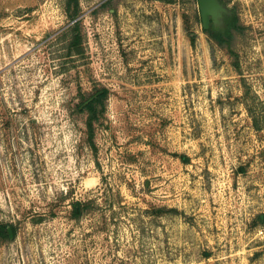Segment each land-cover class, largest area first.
Instances as JSON below:
<instances>
[{"label":"rangeland","instance_id":"rangeland-1","mask_svg":"<svg viewBox=\"0 0 264 264\" xmlns=\"http://www.w3.org/2000/svg\"><path fill=\"white\" fill-rule=\"evenodd\" d=\"M220 1L242 75L195 0H79L70 56L68 0H0V264H264V0Z\"/></svg>","mask_w":264,"mask_h":264},{"label":"trees","instance_id":"trees-1","mask_svg":"<svg viewBox=\"0 0 264 264\" xmlns=\"http://www.w3.org/2000/svg\"><path fill=\"white\" fill-rule=\"evenodd\" d=\"M160 2H165L168 4H174L178 0H155ZM198 3V0H195ZM222 2V1H221ZM106 5V4H104ZM199 5V3H198ZM66 13L67 17L73 23L71 26V40L68 44L69 56L74 52L75 54H80L83 52V36L81 33V20L79 19L81 16V8L79 0H68L66 5ZM186 29L189 33L190 40L192 46L196 45L197 36L195 32L191 31L188 27L187 17H184ZM201 20V17H200ZM202 22V20H201ZM227 28L225 30H219L212 26L208 30L203 29V32L208 36L209 40L218 46L221 49L226 50L227 54L231 59V64L239 75H242V68L240 64V55L238 50L236 49V38L238 35L244 33V26L239 23L238 17L236 13L233 12L232 16H229L227 19ZM243 79V78H242ZM244 86V96L243 99L245 101L247 110L249 112L250 117L252 118L253 125L257 130L264 129V114L262 118H259L255 112V108L253 106V98L250 96V88L247 82L243 79ZM107 98V91L105 89L98 90L94 95L89 97L82 98L80 104L78 105L79 112H86L87 119L85 122L87 128V142L93 148L96 149V145L94 142L95 137V124L100 121L101 116L105 112V100ZM183 161H187L185 157H183ZM75 202L73 203L72 215L73 218L78 220L80 219L86 212L90 211V205ZM175 210L172 208L160 207L154 210V213L159 216H165L167 214L174 213ZM261 219V217H259ZM9 225L0 224V240L2 241H11L9 231ZM10 228L13 232V237L17 236V227L14 225H10Z\"/></svg>","mask_w":264,"mask_h":264},{"label":"water","instance_id":"water-1","mask_svg":"<svg viewBox=\"0 0 264 264\" xmlns=\"http://www.w3.org/2000/svg\"><path fill=\"white\" fill-rule=\"evenodd\" d=\"M202 27L205 30L210 28L212 24L214 27H219L223 22L225 14H230L231 11L227 5L220 0H198ZM10 238L13 239V232L11 228H8Z\"/></svg>","mask_w":264,"mask_h":264},{"label":"flooded vegetation","instance_id":"flooded-vegetation-1","mask_svg":"<svg viewBox=\"0 0 264 264\" xmlns=\"http://www.w3.org/2000/svg\"><path fill=\"white\" fill-rule=\"evenodd\" d=\"M223 3V2H222ZM231 11V10H230ZM233 12H231L230 14H225L224 17H223V22L220 24L219 27H215V28H218L219 30H225L227 28V19L229 16H232ZM213 25L211 24L210 25V28L212 27Z\"/></svg>","mask_w":264,"mask_h":264}]
</instances>
